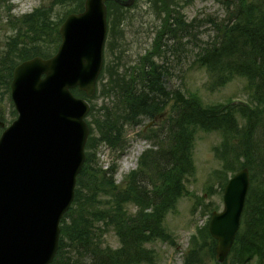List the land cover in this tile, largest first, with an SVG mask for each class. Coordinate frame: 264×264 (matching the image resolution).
Segmentation results:
<instances>
[{
    "label": "trees",
    "instance_id": "obj_1",
    "mask_svg": "<svg viewBox=\"0 0 264 264\" xmlns=\"http://www.w3.org/2000/svg\"><path fill=\"white\" fill-rule=\"evenodd\" d=\"M192 1L147 0L160 20L151 48L132 68L104 64L92 98L100 96L102 105L98 109L94 102L91 105L86 160L77 176L74 201L60 221L58 251L51 264H75L79 259L89 264H153L154 254L146 243L168 238L162 221L185 193L184 181L193 173L191 151L198 129L221 133L214 151L222 161L217 171L223 177L222 188L229 175L241 168L247 167L250 173L241 226L230 260L222 264H249L254 259L263 264L264 153L255 152L253 136L264 126V0H236L225 22H209L215 28L214 38L203 46L195 45L194 63L213 74L215 85L242 77L253 89L250 104L229 100L211 105H204L194 92L186 94L166 86L171 77L169 56H177L181 40L192 33L194 21L187 23L181 11ZM83 4L84 0H49L29 13L15 15L11 0H0L7 35L0 44L1 100L9 93L14 66L35 56H52L60 42L61 23L68 14L82 11ZM128 10L107 2V56L119 47ZM74 93L83 96L77 90ZM168 105L171 112L162 115ZM234 112L244 120L243 125ZM159 117L163 119L156 121L155 132L151 128L146 135L155 149L144 151L137 168L117 186L115 164L102 169L95 158L97 147L104 144L120 153L125 146V125ZM111 230L118 239L115 248L102 242ZM190 244L183 264H219L206 225L197 228Z\"/></svg>",
    "mask_w": 264,
    "mask_h": 264
},
{
    "label": "water",
    "instance_id": "obj_2",
    "mask_svg": "<svg viewBox=\"0 0 264 264\" xmlns=\"http://www.w3.org/2000/svg\"><path fill=\"white\" fill-rule=\"evenodd\" d=\"M106 1L85 0L82 12L67 16L53 57H35L13 70L10 96L17 117L0 136V264H50L56 254L59 222L74 199L89 134V105L70 90L94 93ZM248 186L244 168L228 180L223 210L211 216L208 230L217 240L219 262L234 241Z\"/></svg>",
    "mask_w": 264,
    "mask_h": 264
},
{
    "label": "rangeland",
    "instance_id": "obj_3",
    "mask_svg": "<svg viewBox=\"0 0 264 264\" xmlns=\"http://www.w3.org/2000/svg\"><path fill=\"white\" fill-rule=\"evenodd\" d=\"M48 1L11 0L12 12L15 15L28 13L42 4H47ZM235 2L236 0H193L181 9L184 20L187 23L192 24L193 21L194 23L192 33L183 38L180 43L181 48H177L179 55L169 56L168 67L171 77L166 81L168 90L180 88L186 94L194 92L204 105L226 103L229 100L234 103H251L253 89L245 78L234 77L224 85L217 86L214 84L213 74H210L205 67L194 63L198 50L195 45L203 46L206 41L212 40L215 36V28L209 22L213 21L218 25L225 22L231 16ZM3 14L0 8V44L7 36L2 27ZM124 17L123 36L119 39V47L114 49V54L108 53V56L106 54L104 61L106 64L118 65L121 70L138 64L141 57L151 48L155 31L160 24V20L150 9L147 0H135L133 6L125 12ZM193 34L196 36L192 37ZM92 102L98 109L102 105V98L99 96ZM13 110L10 94L7 93L2 100L0 99V121L4 123V127L15 119ZM170 112V105H168L162 114L167 116ZM234 114L239 125H243L244 120L239 113L234 112ZM149 122L147 118H140L137 123L124 126L125 146L120 155L104 144L97 147L95 158L102 169H106L113 163L116 165L113 180L117 186H121L124 176L136 168L142 152L152 148V140L145 138L147 134H151L146 127ZM161 125L159 124L158 127ZM156 128L157 126L154 125L153 132ZM221 139L219 131L198 129L195 133L191 151L193 173L184 181L185 193L166 213L162 221V227L168 234V238L164 240L157 238L146 243L148 249L154 254L153 264H183V256L191 246L190 239L196 232V228L208 222L213 210H222L223 177L217 175V171L222 168V161L214 151ZM253 144L255 152L264 153V126L259 127L254 133ZM136 152L139 153L136 155ZM102 242L103 245L113 248L118 246L117 236L112 230L103 235ZM229 260L228 257V262ZM75 264H89V261L79 259Z\"/></svg>",
    "mask_w": 264,
    "mask_h": 264
},
{
    "label": "bare ground",
    "instance_id": "obj_4",
    "mask_svg": "<svg viewBox=\"0 0 264 264\" xmlns=\"http://www.w3.org/2000/svg\"><path fill=\"white\" fill-rule=\"evenodd\" d=\"M137 153H139V152H136V155H137Z\"/></svg>",
    "mask_w": 264,
    "mask_h": 264
}]
</instances>
